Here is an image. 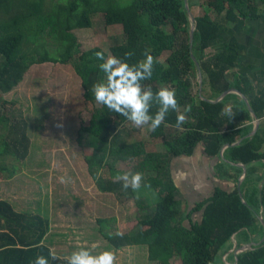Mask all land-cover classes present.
Instances as JSON below:
<instances>
[{
    "label": "trees",
    "instance_id": "16d2710c",
    "mask_svg": "<svg viewBox=\"0 0 264 264\" xmlns=\"http://www.w3.org/2000/svg\"><path fill=\"white\" fill-rule=\"evenodd\" d=\"M184 5V0H0V94L10 93L33 65L72 66L80 78L84 101L93 105L91 119L80 126L77 137L92 150L85 158L89 174L100 192L115 194L119 201L134 199L140 211L138 229L129 232H122L115 220L98 219L101 234L114 248L146 245L153 264H262L264 180L254 163L264 159V140L257 133L247 134L253 120L250 110L253 114L262 111L264 100L248 98L246 106L228 93L216 103L209 102L230 89L247 92L238 83L242 79L231 82L227 77L238 67L237 56L207 50L220 26L259 18L264 0H187L194 17L191 48V21ZM98 14L105 26L121 27V41L111 47L112 56L124 59V53L131 51L134 55L127 62L133 64L143 60L147 50L157 62L151 80L142 83L151 85L153 91L174 88L181 112L191 105L181 128L175 126L177 113L170 111L159 128L148 131V138L160 141V150L150 151L142 140H131V131L125 128L129 121L97 104L91 94L92 85L103 79L98 67L102 61L94 54L108 55L99 47L81 50L72 31L90 28ZM198 71L201 91L193 94L191 79ZM8 106L15 107V103H0V175L6 180L17 173L16 166L9 167L6 161L24 162L30 148L27 122ZM227 107L234 116L225 114ZM155 111L153 107L150 114ZM198 145L210 157L219 159L222 151L223 159L232 163L227 168L234 182L242 174L237 164L246 167V173L239 189H219L190 209L178 196L169 166L173 158L189 156ZM130 161L134 173H142L143 183L151 189L142 183L139 193L130 188L125 193L114 182L117 174L124 173L118 163ZM221 171L218 165L219 175ZM50 230L47 217L16 213L8 203L0 202V264H33L39 255L49 257ZM234 240L240 249L256 243L229 252ZM49 264L67 262L49 257Z\"/></svg>",
    "mask_w": 264,
    "mask_h": 264
},
{
    "label": "rangeland",
    "instance_id": "374dc122",
    "mask_svg": "<svg viewBox=\"0 0 264 264\" xmlns=\"http://www.w3.org/2000/svg\"><path fill=\"white\" fill-rule=\"evenodd\" d=\"M72 33L81 50L99 47L108 56L111 47L121 41V27L105 26L100 14L93 18L90 28L74 29ZM191 81L193 94H197L198 75ZM2 101L15 103V107L8 108L27 122L30 148L24 162L6 161L9 167L16 166L17 173L11 181L0 180V200L9 198L2 193L14 195L9 199L23 212L50 218L53 227L50 247L58 256L95 244L96 252H115L117 264H153L146 245L116 249L99 230V218L117 221L122 232L136 230L140 211L134 199L119 201L115 194L100 192L89 174L85 158L92 150L87 141L81 144L77 137L80 126L89 123L93 105L84 101L80 78L72 66L33 65L10 93L0 94ZM125 128L131 131V140H142L148 150L161 149L160 141L148 138L147 126L135 128L129 122ZM133 167L131 161L117 165L119 170L134 173ZM60 177L71 179L61 183ZM146 192L155 197L151 190Z\"/></svg>",
    "mask_w": 264,
    "mask_h": 264
},
{
    "label": "crops",
    "instance_id": "0c3cea01",
    "mask_svg": "<svg viewBox=\"0 0 264 264\" xmlns=\"http://www.w3.org/2000/svg\"><path fill=\"white\" fill-rule=\"evenodd\" d=\"M260 14L261 16L257 19H237L233 23L220 26L217 37L210 42L209 47V52L222 50L227 54H234L237 56L238 67L228 72L227 77L231 82L236 78L242 79L243 82L239 81L238 83L247 93L243 95L236 89H230L231 91L228 93L237 95L242 101H244V97L247 102L248 98L255 97H261L264 100V10L262 7L260 9ZM233 90L239 92L241 95L235 93ZM220 96L208 101L216 103L224 97ZM245 105L247 106L246 103ZM254 115L255 118L253 117V120L249 124L250 131L247 136H252L257 133L264 140V109ZM225 147L226 146H224V148ZM261 152L264 153V144ZM220 155L221 157L219 159L210 157L205 154L203 146L198 145L189 156H178L173 158L170 162V173L179 192L178 196L184 200L186 205L190 206V209L197 203L211 198L219 189L231 191V189L235 187L237 189L240 188L246 173V167L237 164V166L242 168V174L238 181L234 182L232 179L233 173L230 171L229 167L227 168V165H231L232 163L223 159L222 151ZM218 165L222 170L221 176L217 172ZM254 166L263 174V179L261 181L263 182L264 159L259 161V163H254ZM227 173L231 177L228 178V176H226ZM2 178L3 176L0 178L1 181H11V179L4 180V178ZM2 195L9 198L15 197L14 195L8 196L4 193H2ZM9 198L1 199L0 202L4 201L8 203L16 213H25ZM19 205L22 206L23 203ZM48 219L50 220V218ZM52 232L53 227L51 224L49 234H52ZM50 243H52V241L49 237V246ZM248 244L250 243L244 244L242 248ZM236 247L237 243L234 240L229 252L234 250L236 253L240 249Z\"/></svg>",
    "mask_w": 264,
    "mask_h": 264
},
{
    "label": "clouds",
    "instance_id": "9594fccd",
    "mask_svg": "<svg viewBox=\"0 0 264 264\" xmlns=\"http://www.w3.org/2000/svg\"><path fill=\"white\" fill-rule=\"evenodd\" d=\"M94 55L102 61L98 67L103 73V79L93 84L90 90L97 104L124 116L135 128L147 126L148 131L159 128L170 111L177 113L175 125L177 128L187 123L186 113L191 111V105H185L181 112L174 88L165 86L153 91L151 85L142 83L151 80L153 66L157 62L147 50L143 53L145 58L133 64L127 62L134 55L131 51L124 53V59L112 55L105 58L104 53L100 51ZM153 107L156 108L154 115L150 114ZM224 112L226 115L234 116L230 107ZM96 178H100L99 173ZM70 179L60 177V182L67 183ZM143 181L144 177L140 172H124L114 177V182H119L121 190L125 193L129 188L139 193ZM143 187L151 189V185L147 183H143ZM116 235L122 236L123 233L117 232ZM96 247L95 244L91 248L81 247L64 257L49 249V257L53 261L63 259L67 264H117L115 252L111 250L96 252ZM49 257L39 255L33 264H49Z\"/></svg>",
    "mask_w": 264,
    "mask_h": 264
},
{
    "label": "water",
    "instance_id": "95a60500",
    "mask_svg": "<svg viewBox=\"0 0 264 264\" xmlns=\"http://www.w3.org/2000/svg\"><path fill=\"white\" fill-rule=\"evenodd\" d=\"M184 3H185V5H184V6H185V9H186V11H187V13H188V16H189V18H190V21H191V23H190V31H189V44H190V48H191L192 40H193V31H194V17L192 16V14L190 13V11H189V9H188L187 0H184ZM192 58H193V57H192ZM198 78H199V81H198V87H199V93H200V91H201V85H202V80H201V74H200L199 71H198ZM230 91H231V90H227V91L223 92V93L221 94L220 97L224 96L226 93H228V92H230ZM233 91H235V90H233ZM235 93L241 95V94H240L239 92H237V91H235ZM242 97H243V96H242ZM243 99H244L245 103L247 104V101L245 100L244 97H243ZM249 110H250V109H249ZM250 112H251L252 116L255 118V115L252 113L251 110H250ZM255 127H256V126H255ZM261 220H262L263 225H264V219H263L262 217H261ZM253 243H255V242H252V243H250V244H248V245H245V247L241 248L240 250L247 249V248L251 247V245H252ZM240 250H238L237 252H239ZM234 264H236V262H235Z\"/></svg>",
    "mask_w": 264,
    "mask_h": 264
}]
</instances>
